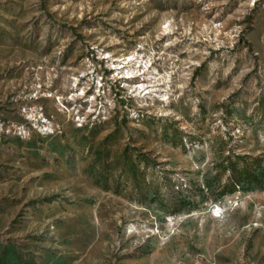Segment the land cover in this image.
Wrapping results in <instances>:
<instances>
[{
	"label": "rangeland",
	"instance_id": "obj_1",
	"mask_svg": "<svg viewBox=\"0 0 264 264\" xmlns=\"http://www.w3.org/2000/svg\"><path fill=\"white\" fill-rule=\"evenodd\" d=\"M258 171L264 0H0V264H264Z\"/></svg>",
	"mask_w": 264,
	"mask_h": 264
},
{
	"label": "trees",
	"instance_id": "obj_2",
	"mask_svg": "<svg viewBox=\"0 0 264 264\" xmlns=\"http://www.w3.org/2000/svg\"><path fill=\"white\" fill-rule=\"evenodd\" d=\"M122 125V124H120ZM120 125L118 123V121L116 122V117L114 119V123H113V128L111 131H109L107 134H105V136L101 139L100 143L97 144H93L92 138L94 135L93 132V128L95 127L90 126L87 127V125L85 126H78V127H74V131L77 132H82L83 130H85L79 137H78V141L81 143L85 144L86 147V151L93 153L94 156V160H98L99 158H101L102 156H106L109 152V149L106 148L104 146L105 142H108L109 140H114L117 134H120ZM47 138L46 142H48L47 144V148L52 152V153H58L61 154V150L63 147L59 146L56 140V137L54 135H46L45 136ZM119 157L124 158L125 162L123 163L122 166L119 167L118 169V173L119 175L124 174L125 177H131L134 180H139L141 182L144 181V170L141 169L139 167V165L137 164L136 160L131 158L130 155H127V151L126 149H122L120 154H118ZM242 170V171H241ZM240 172L242 173H237V175L235 176V179H230L228 184H225L224 186H222L223 188H226L228 193H232L235 188H238L240 190H246L247 188H251V180L255 181V182H259L260 181V177L258 175H247L244 176L243 173L245 172L248 173L246 171V168L243 167V169H241ZM258 174H264V171H258ZM120 182V181H119ZM119 183L117 182L114 185L113 190L115 192L119 191ZM204 186L205 189L211 190V188L213 187V183H211V181H208L207 179H204ZM204 189V187H203ZM203 189H201L200 191H198V195L202 196L203 195ZM153 191L151 190H143L142 195L148 197V198H153L154 196L152 195ZM174 201L178 202V205H182L185 203L184 198L182 197H178V199H174ZM215 205V204H214ZM53 255L52 254H48L47 258H51ZM8 264H17V263H11L9 262Z\"/></svg>",
	"mask_w": 264,
	"mask_h": 264
},
{
	"label": "built area",
	"instance_id": "obj_3",
	"mask_svg": "<svg viewBox=\"0 0 264 264\" xmlns=\"http://www.w3.org/2000/svg\"><path fill=\"white\" fill-rule=\"evenodd\" d=\"M218 206L215 204V205H213V207H212V210L216 213V208H217Z\"/></svg>",
	"mask_w": 264,
	"mask_h": 264
},
{
	"label": "bare ground",
	"instance_id": "obj_4",
	"mask_svg": "<svg viewBox=\"0 0 264 264\" xmlns=\"http://www.w3.org/2000/svg\"><path fill=\"white\" fill-rule=\"evenodd\" d=\"M218 212V209L216 210V213Z\"/></svg>",
	"mask_w": 264,
	"mask_h": 264
}]
</instances>
